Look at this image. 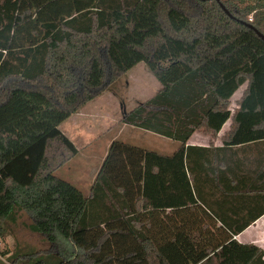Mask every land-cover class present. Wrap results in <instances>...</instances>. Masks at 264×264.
<instances>
[{"label": "trees", "instance_id": "16d2710c", "mask_svg": "<svg viewBox=\"0 0 264 264\" xmlns=\"http://www.w3.org/2000/svg\"><path fill=\"white\" fill-rule=\"evenodd\" d=\"M258 32L264 0H0V238L25 214L50 244L28 264H264L235 239L264 216ZM141 63L161 87L122 124L180 145L114 140L86 197L60 126Z\"/></svg>", "mask_w": 264, "mask_h": 264}, {"label": "rangeland", "instance_id": "374dc122", "mask_svg": "<svg viewBox=\"0 0 264 264\" xmlns=\"http://www.w3.org/2000/svg\"><path fill=\"white\" fill-rule=\"evenodd\" d=\"M160 87L158 80L141 63L114 83L101 97L86 104L64 122L60 129L75 143L79 154L59 170L56 176L73 183L85 196H89L90 185L114 139L161 155H172L179 147V142L122 124L125 113L150 99ZM244 89L245 87L241 88L233 97V110ZM228 127L229 124L226 128ZM30 224L32 220L25 214L19 216L17 223H7V239L4 241L0 238V260L5 264H13V259H18L16 264H28L29 256L46 257L50 244L44 235L32 233L28 229ZM8 252L4 257L3 253ZM62 256H69L65 246L52 251V257Z\"/></svg>", "mask_w": 264, "mask_h": 264}, {"label": "crops", "instance_id": "0c3cea01", "mask_svg": "<svg viewBox=\"0 0 264 264\" xmlns=\"http://www.w3.org/2000/svg\"><path fill=\"white\" fill-rule=\"evenodd\" d=\"M246 87V86H245ZM74 116V115H73ZM72 116V117H73ZM229 124V127L227 125ZM231 122H228L223 131L220 133L219 136L224 135L225 132H227L230 128ZM135 129V128H134ZM200 135V136H199ZM197 137V139H196ZM115 140V139H114ZM210 137L203 136L199 133H196L192 136V138L189 140L188 145L190 146H200V147H207L210 145ZM73 142V141H72ZM113 142V141H112ZM74 143V142H73ZM75 144V143H74ZM112 143H110L111 145ZM214 144L216 147L222 146L221 140L217 139L214 141ZM109 145V147H110ZM108 147V149H109ZM107 149V152H108ZM178 149V148H177ZM107 152L105 156L107 155ZM169 156V155H168ZM97 176V175H96ZM96 178V177H95ZM94 178V180H95ZM93 180V182H94ZM92 182V184H93ZM91 184V185H92ZM90 185V188H91ZM91 192V191H90ZM90 196V195H89ZM86 196V197H89ZM235 239L240 243V244H245V245H256L260 247L261 249L264 250V216L260 218L258 221H256L253 225H251L248 229H246L243 233H241L239 236L235 237Z\"/></svg>", "mask_w": 264, "mask_h": 264}, {"label": "water", "instance_id": "95a60500", "mask_svg": "<svg viewBox=\"0 0 264 264\" xmlns=\"http://www.w3.org/2000/svg\"><path fill=\"white\" fill-rule=\"evenodd\" d=\"M222 8L225 10V12L230 15V13L225 9V7L222 5ZM258 35L264 40V36L258 32Z\"/></svg>", "mask_w": 264, "mask_h": 264}, {"label": "built area", "instance_id": "2783aa9c", "mask_svg": "<svg viewBox=\"0 0 264 264\" xmlns=\"http://www.w3.org/2000/svg\"><path fill=\"white\" fill-rule=\"evenodd\" d=\"M250 21H252V19H250ZM0 246H1V241H0ZM0 258H1V255H0Z\"/></svg>", "mask_w": 264, "mask_h": 264}]
</instances>
